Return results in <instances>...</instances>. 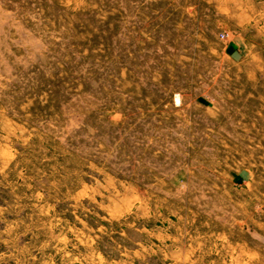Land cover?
I'll return each instance as SVG.
<instances>
[{"label":"rangeland","instance_id":"obj_1","mask_svg":"<svg viewBox=\"0 0 264 264\" xmlns=\"http://www.w3.org/2000/svg\"><path fill=\"white\" fill-rule=\"evenodd\" d=\"M0 264H264V0H0Z\"/></svg>","mask_w":264,"mask_h":264},{"label":"crops","instance_id":"obj_2","mask_svg":"<svg viewBox=\"0 0 264 264\" xmlns=\"http://www.w3.org/2000/svg\"><path fill=\"white\" fill-rule=\"evenodd\" d=\"M209 2H214V3H255V0H208Z\"/></svg>","mask_w":264,"mask_h":264},{"label":"built area","instance_id":"obj_3","mask_svg":"<svg viewBox=\"0 0 264 264\" xmlns=\"http://www.w3.org/2000/svg\"><path fill=\"white\" fill-rule=\"evenodd\" d=\"M180 102H181L180 97H176V98H175V103H176V104H180Z\"/></svg>","mask_w":264,"mask_h":264}]
</instances>
